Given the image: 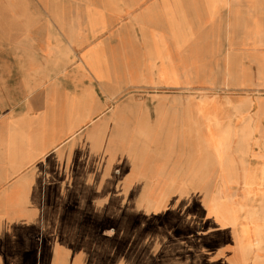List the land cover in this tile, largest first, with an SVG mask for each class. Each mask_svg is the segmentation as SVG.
<instances>
[{
  "label": "crops",
  "instance_id": "0c3cea01",
  "mask_svg": "<svg viewBox=\"0 0 264 264\" xmlns=\"http://www.w3.org/2000/svg\"><path fill=\"white\" fill-rule=\"evenodd\" d=\"M210 83L264 148V0H0V264H264V220L197 252L161 198L159 133Z\"/></svg>",
  "mask_w": 264,
  "mask_h": 264
},
{
  "label": "rangeland",
  "instance_id": "374dc122",
  "mask_svg": "<svg viewBox=\"0 0 264 264\" xmlns=\"http://www.w3.org/2000/svg\"><path fill=\"white\" fill-rule=\"evenodd\" d=\"M203 71L199 62L194 73ZM222 90L216 83L178 89L183 103L171 117L175 125L161 130L154 145L160 150L161 186L176 193L161 198L170 202L172 216L197 252L227 250L234 236L242 245L257 220H264V148L257 146L244 114L239 131L223 127L215 104Z\"/></svg>",
  "mask_w": 264,
  "mask_h": 264
}]
</instances>
